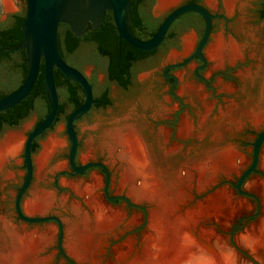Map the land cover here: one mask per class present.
I'll list each match as a JSON object with an SVG mask.
<instances>
[{
  "label": "flooded vegetation",
  "instance_id": "1",
  "mask_svg": "<svg viewBox=\"0 0 264 264\" xmlns=\"http://www.w3.org/2000/svg\"><path fill=\"white\" fill-rule=\"evenodd\" d=\"M153 1L154 0H133V23L130 26V30L141 40L151 38L158 30L165 16L171 11L170 10L163 17H157L152 11ZM212 2H216V0H212ZM185 3L203 5L212 15H217L212 18L209 36L198 54H196V51L205 29V19L197 12H187L177 18L169 27L163 41L157 47L148 51L137 49L124 39L120 40L119 31L111 10H106L104 20L100 27L92 28V23H90L89 27L80 35H76L70 28V25L66 23H61L59 25V47L62 48L65 53V60L68 64L74 66L85 75L91 85L93 93V102L89 110L74 120V131L77 136V151L74 158L76 165H82L78 161V151L82 143L79 138V130L98 126L97 118L109 107L108 97H112L114 92H120V97H131V93L136 87L134 80L138 79L141 74L144 76L142 78L144 85L140 94H145L144 97L157 98L153 101V104L148 107L149 110L146 111L144 115H141V121L134 120L137 112L131 110L117 115L111 126L116 128L125 124H132L137 129L140 127L145 128L148 135L154 137L157 136L159 131L165 130L167 132V136L165 137V139H167L166 146L176 148V150L178 148L179 151L183 153L198 147L206 138V133H208L207 130L205 132V129L200 125V122H198V117L200 119L203 113L197 115V102H200L204 107L209 106L210 109H212V111L210 110L211 113L209 112L208 114V127L213 125L212 123L216 125V122L221 118L219 117L221 116L220 107L222 110L225 109L226 112L233 109L234 112L237 113V111L241 109L243 113V111L246 110L244 117L255 123L254 120L246 115L249 112H254L255 109L260 106L256 107L255 103L253 101L250 102V100H247L245 103V100H241L240 97H264V76H262L258 84L257 95H254L250 91V88L255 83L253 76L257 74L259 68L256 54L251 51L247 45L242 43V45L240 44L242 55L236 60L224 59L221 64H216V62L207 55V49L214 43L217 36L221 34L225 37L224 31L227 23L231 19L239 21L242 19V11L237 9L233 15L229 17L219 10H213L209 5L205 4L203 0H184L179 3V5ZM237 4L238 0L235 8ZM257 13L263 20L264 4L257 9ZM25 14L26 8L23 9L22 5H19L16 11L7 13L4 18L0 16V99L17 89L23 83L28 73L29 67L26 50L20 47L23 42L22 21ZM190 32L196 35L195 41L190 51L184 54L186 52L184 51L183 36ZM42 64L43 62L41 65ZM87 70H89V73H87ZM40 72L41 68L39 74ZM55 84L58 93L57 115L52 125L37 136L32 143L31 155L33 175L29 186L20 199V210L23 216L44 218V220L35 222L27 221L18 213L15 206L17 214V219L13 220L15 223H27L33 226L55 221L59 224V221L53 218H56V216L51 212H47L44 215H26L22 209L24 198L28 196V193L32 196V192L40 188H50L47 187V183L51 178L56 185L54 188L52 186V189L59 195H62V193H64L63 188L57 184L59 177L65 176L70 180L79 182L78 180H86L88 178L87 172L89 173L97 168L101 169L105 176L104 184L101 189L105 199L115 206H118L120 202H125L129 206L131 205V203H129L130 201L127 202L124 198H118L115 201L108 199L107 196L116 195H111L112 193L110 192L111 171L107 165L106 167L110 174V180L106 188V172L103 167L92 166L83 173H75L74 169L69 164V152L65 158L68 160L67 168L53 173L51 167H46L41 171L35 183L34 153L39 141L45 140L53 133L62 117H65L67 121L69 114L86 99L83 86L72 79L59 77L57 81H55ZM239 104H244V106L239 107ZM50 106L51 101L47 95L44 80L42 83L36 81L32 91L26 99L11 108L0 111V139L5 132L18 129L21 124L28 122L30 118L35 115V121L32 125L33 128L47 115ZM236 118L237 116L235 120H228L231 121L229 122L231 123L230 125H237ZM186 119L191 121L193 128H195L190 134L183 135L180 133L182 137L179 136L178 138L177 134L180 125ZM111 126L103 133L104 140H107L109 130L112 128ZM263 130L264 128L248 142L252 147L251 162L253 160V142ZM68 139L71 147V139L69 136ZM85 143L87 145L86 153L90 156L92 140L87 139ZM263 146L264 140L261 144L260 152ZM53 158L56 162L61 160L57 158L56 153L53 155ZM22 160L25 167L23 151ZM89 162L102 163L101 160H92L87 163ZM24 169L26 172V168ZM256 169L258 171V164ZM11 171L12 174L10 173ZM11 171L9 172L11 175L7 172L0 175L1 185L4 189H6L12 181L20 178L18 170L11 168ZM257 171L251 172L246 179L253 173H258ZM24 179L25 175L22 183ZM227 185H231L229 181L221 180L216 188ZM232 185L234 187V184ZM242 187L243 184L241 188ZM2 198H7L6 192L2 194ZM71 199H73L71 195L67 196L65 205H67ZM141 206L142 205H131V207L136 209H144ZM1 215L4 218H10L4 211ZM129 215L138 216L137 214L131 213H129ZM142 226L144 225H140V227L135 230H141ZM131 233L132 232L125 233V235H130ZM116 243L117 241L114 244ZM57 248L63 258L71 261L64 252L62 246L61 248L59 247V243L57 244ZM42 255L50 256L51 250L44 252Z\"/></svg>",
  "mask_w": 264,
  "mask_h": 264
},
{
  "label": "rangeland",
  "instance_id": "2",
  "mask_svg": "<svg viewBox=\"0 0 264 264\" xmlns=\"http://www.w3.org/2000/svg\"><path fill=\"white\" fill-rule=\"evenodd\" d=\"M158 1L154 0L152 3V11L157 17L165 16L170 10L175 8L184 0H179L178 2L172 4L165 9L158 8ZM205 4L209 5L213 10H219L225 13L227 16L231 17L233 13L239 9L242 11V19L236 20L231 19L227 26L225 27V37L227 40L235 39L239 44L247 45L248 48L253 51L257 56L258 70L257 74L253 76L255 79L254 85L250 88V91L257 95L258 84L262 76H264V19L262 20L260 15L257 13V9L264 4V0H238V4L232 13L228 12L225 6V0H203ZM243 3V5H242ZM22 5L23 9L27 7L26 0H0V16L4 18L7 13L16 11ZM193 33V32H190ZM189 33V34H190ZM188 34V33H187ZM186 34V35H187ZM194 34V33H193ZM186 35L183 36V44ZM195 35V34H194ZM196 37V35H195ZM190 51V50H189ZM188 51V52H189ZM188 52L184 53L187 54ZM179 57V55H178ZM177 57V58H178ZM89 73V70H87ZM143 74L139 76L138 79L134 80L136 89L131 93V97H120V92H114L112 97H108L109 107L105 109L97 118L98 126H92L89 129H80L79 134L82 142V150L79 158V162L83 165L88 161L101 160L102 163L109 167L111 173V195H123L127 197L131 205H142L144 209H136L127 205L125 202H120L118 206L109 203L102 192V186L104 184V173L101 169H93L91 172H87L88 178L86 180H78L84 183L88 182L92 177L97 176L100 181V185L97 188V193L105 207L117 208L122 210L124 217L119 224L109 230L105 236V241L100 247L99 253L97 255L98 264H118L120 253L127 251V241L132 242V247L138 250H142L145 245V238L153 230L150 227L149 216H150V202L148 201H137L130 197L126 190H124L120 185V174L122 171V165L114 161L113 155H111L107 149L108 142L111 141L110 133L115 129L113 121L117 115L120 113L134 110L137 114L134 120L141 121L142 114L149 110V106L153 104V101L157 97H144L145 94H140L143 88L144 82L142 80ZM142 80V81H140ZM142 82V83H140ZM241 100L253 101L255 106L264 109V97H240ZM244 104H239V107H243ZM255 107V108H256ZM256 108V109H259ZM255 109V110H256ZM212 111V109H210ZM205 111V107L197 102V115H201ZM211 111H209L211 113ZM238 110L237 125H230L231 121H224V127L222 128L221 136L218 141L213 140V130L215 123L210 126L206 133V138L203 142L196 148L188 150L187 152H181L177 148L175 153L170 155L167 151L172 147H167V139L163 138L161 131L158 132L157 136L148 135L145 128L140 127L142 136L144 137L146 143L150 146L153 151V156L161 168H165L168 173L182 177H186L188 172L193 171V166L198 161L205 159V155L212 148H220L227 145H233L240 154V157L236 160V170L230 172L219 173L215 180L206 184L202 189L198 188V178L196 174H193L191 181H189V190L187 199H185L180 205L178 204L177 213L183 212L189 208L196 205L197 202L203 201L209 195L218 192L226 191L230 196L232 204L236 207L233 212L210 214L200 221L199 227L206 231L205 235L210 244L217 250L222 260L228 264H264V237L259 234V225L261 224V219L264 218V205H263V186H264V169L262 168L242 189L256 195L257 199L254 197H249L240 194L232 184H235L241 175V173L249 166L252 159V147L248 143L253 139L258 132L264 128V120L260 123H253L251 120L245 118L244 113L246 110L241 112ZM226 112L220 107L221 116ZM245 118V119H244ZM239 119V122H238ZM35 121V115H33L30 120L26 123L21 124L18 129L10 130L11 132H19L22 134L23 143L21 150L18 154L10 157L3 169L0 171L1 174H12L11 168L19 171L20 178L18 180L12 181L6 189L1 185L0 177V221L2 219L1 213L4 211L8 214L9 220L17 228H23L25 230H40L48 231L53 230V236L51 242L45 246V248L38 254L39 258H47L46 264H91L88 261H79L74 256H72L66 247L68 241L66 229L69 224L78 220V215L74 210V206L78 205L83 211L91 212V207L88 203V196L85 194L77 193L71 186L70 182H77L68 179L65 176L58 178L57 184L63 188L62 195H59L56 191L52 189L56 186L53 183V179H49L47 187L50 188H40L32 192V196L38 191H49L54 193L56 200L54 204L49 207V209L44 213H28L25 211L24 204L25 201L30 199L32 196L28 193L23 202L22 209L26 215H44L47 212H51L63 225V237H62V248L66 255L71 261L63 258L60 251L57 248L59 239V224L55 221L46 223L43 225H29L27 223L20 224L15 223L13 220L17 219V214L15 211V199L17 192L20 188L22 180L25 175V167L22 160V151L24 142L32 125ZM227 121V122H226ZM65 117H62L59 124L54 129L53 133L50 134L45 140H41L34 153V168H35V183L38 180L41 171L38 169L37 158L41 154L44 143L51 137L58 138L62 140V145L59 146L51 155L46 167H51L52 172L64 169L68 167V160L66 156L69 152L70 141L65 129ZM198 122L200 119L198 117ZM109 135L107 140H104L103 133L109 127ZM123 126V125H122ZM217 127V125H215ZM114 128V129H113ZM117 128V127H116ZM195 128V127H194ZM193 128V129H194ZM212 128V129H211ZM113 129V130H112ZM10 131L5 132L2 136L4 138ZM212 135V136H211ZM178 138L180 132L178 130ZM182 137V136H181ZM1 138V139H2ZM0 139V140H1ZM92 140L91 155L89 156L87 151L86 140ZM107 143V144H106ZM119 151V148L116 149ZM56 153L59 161H55L53 155ZM206 153V154H205ZM11 171V172H10ZM43 171V170H42ZM10 172V173H9ZM10 174V175H11ZM8 176V175H7ZM223 181H229L231 185L222 186L216 188L218 183ZM225 189V190H224ZM6 192L7 198L3 199L2 194ZM31 193V192H30ZM73 197L70 202L65 205V199L67 196ZM259 205V210H258ZM258 212V213H257ZM137 214L135 215H129ZM257 213V214H256ZM146 223L144 224V222ZM260 223V224H259ZM142 226L141 230H135ZM258 227V228H257ZM134 231V232H133ZM130 235H125V233H130ZM208 232V234H207ZM254 233V234H253ZM246 236V237H245ZM259 236V237H258ZM121 238V239H120ZM259 238V240H258ZM262 239V240H261ZM117 241L116 244H114ZM51 250L50 256H43L44 252ZM121 251V252H120ZM122 252V253H123ZM226 254L230 255V260H227ZM212 256L206 251L202 250L197 246H191L189 249V255L187 259L182 264H216Z\"/></svg>",
  "mask_w": 264,
  "mask_h": 264
},
{
  "label": "bare ground",
  "instance_id": "3",
  "mask_svg": "<svg viewBox=\"0 0 264 264\" xmlns=\"http://www.w3.org/2000/svg\"><path fill=\"white\" fill-rule=\"evenodd\" d=\"M178 1L159 0L158 8L165 9ZM236 3L237 0H225L228 12H233ZM194 41V34H188L185 37V52L192 48ZM207 55L216 64H221L224 59L236 60L242 55V51L235 39L227 40L220 34L207 49ZM205 107L200 117V125L206 132L210 127H208L210 107ZM246 116L255 123H260L264 120V109L259 108ZM219 117L221 118L217 122L213 121L217 125L212 132L214 141L220 139L224 121L235 120L236 113L230 109ZM192 130L193 124L187 119L179 128V132L183 135L190 134ZM161 134L163 138L167 136L165 130H162ZM110 137L111 141L106 143L107 149L113 155L114 161L122 165L120 185L133 199L150 202L149 223L153 230L146 236L142 250L133 248L132 242L127 241V251L123 252L124 249L123 253L120 251L118 264H182L187 259L191 246H197L206 251L216 264H228L210 244L207 239L209 237L206 238L205 235L206 231L199 227L200 221L210 214L233 212L236 207L234 203L232 204L228 193L215 192L183 212L177 213V207L187 199L189 181L193 174L197 175L198 188L202 189L206 184L214 181L219 173L236 170V160L240 157L237 149L233 145L210 149L207 154L205 153V159L195 163L192 167L193 171L188 172L186 177H182L181 174L176 176L168 173L165 168H161L153 156L152 149L134 125L119 126L111 131ZM22 143L23 137L19 132H10L0 140V170L10 157L19 153ZM61 145L62 140L55 137L49 138L44 143L43 150L36 160L40 171L46 168L52 153ZM117 148L119 151H116ZM175 151L176 148H171L167 154L170 155ZM100 180L99 177L94 176L86 183L70 182V186L77 193L88 196L91 212L83 211L78 205L74 206L78 220L69 224L66 229L68 237L66 247L77 260L88 261L91 264H98L97 255L107 232L119 224L124 217L122 210L104 206L97 193ZM262 195L264 205V186ZM55 200L54 193L41 190L25 201L24 208L31 214L44 213ZM258 230V233L264 237V218L261 219ZM52 236L53 230L29 231L17 228L2 217L0 264H46L48 259L39 258L38 254L51 242ZM226 258L230 260V255L226 254Z\"/></svg>",
  "mask_w": 264,
  "mask_h": 264
},
{
  "label": "water",
  "instance_id": "4",
  "mask_svg": "<svg viewBox=\"0 0 264 264\" xmlns=\"http://www.w3.org/2000/svg\"><path fill=\"white\" fill-rule=\"evenodd\" d=\"M26 14L22 21L23 42L20 47L26 50L28 61V73L23 83L13 92L0 99V111L11 108L28 97L32 91L39 75L41 63L43 62V79L47 95L51 101V106L47 115L28 133L23 146V156L26 168L25 179L20 186L15 199V206L18 213L27 221L35 222L44 220V218H32L23 216L20 210V199L30 184L33 175V164L31 155V146L34 139L48 129L54 122L58 111V93L54 80V69L57 68L67 79H72L83 86L86 94L85 101L74 109L66 121L67 134L71 139L69 151V164L75 173H83L89 167L101 166L106 172V184L110 180V174L107 167L100 162H89L83 165H76L74 162L77 151V136L74 131V120L80 115L86 113L93 102V93L85 75L74 66L68 64L63 58L58 39V27L61 23L70 25V28L76 35L82 34L92 23V28L101 26L106 10L113 13L115 24L118 28L120 40L124 39L137 49L148 51L157 47L164 39L171 24L181 15L187 12H197L205 19V29L202 39L198 45L196 54L206 42L210 30L212 15L203 5L197 3H185L173 8L164 18L155 34L146 40L137 38L130 30L133 23V0H26ZM17 48V47H16ZM15 49V48H14ZM80 138V134H79ZM81 140V138H80ZM264 140V130L257 136L253 142V160L246 170L239 176L234 187L244 195L252 196L257 199L256 195L245 191L242 188L257 174L253 173L248 179L246 177L251 172H256L258 164L259 172L264 167V146L261 144ZM82 150V143L78 151V161ZM260 152V156H259ZM259 159V162H258ZM246 179V180H245ZM244 182V183H243ZM243 184V187L241 188ZM109 200L115 201L118 198L129 200L123 195L107 196ZM130 203V202H129ZM136 205V204H133ZM143 207V206H141ZM144 208V207H143ZM259 210V205H258ZM258 213V212H257ZM256 213V214H257ZM57 221V218L53 217ZM146 221L144 222V224ZM63 237V226L59 221V247Z\"/></svg>",
  "mask_w": 264,
  "mask_h": 264
},
{
  "label": "trees",
  "instance_id": "5",
  "mask_svg": "<svg viewBox=\"0 0 264 264\" xmlns=\"http://www.w3.org/2000/svg\"><path fill=\"white\" fill-rule=\"evenodd\" d=\"M60 52H61L63 58L65 59V53H64V51H63L62 48H60ZM66 62H67V61H66ZM40 68H41V72H40V74L38 75L37 82L42 83L43 80H44V79H43V64L41 65ZM59 77L65 78V76L61 73V71H59L58 69L55 68V71H54V80L57 81V79H58Z\"/></svg>",
  "mask_w": 264,
  "mask_h": 264
}]
</instances>
